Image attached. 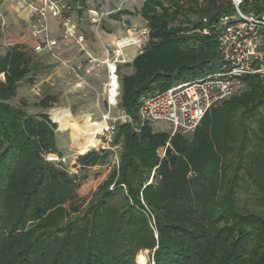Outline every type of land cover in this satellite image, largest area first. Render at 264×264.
I'll return each mask as SVG.
<instances>
[{
    "label": "trees",
    "instance_id": "16d2710c",
    "mask_svg": "<svg viewBox=\"0 0 264 264\" xmlns=\"http://www.w3.org/2000/svg\"><path fill=\"white\" fill-rule=\"evenodd\" d=\"M244 8L264 14V0ZM233 10L230 0H146L148 45L120 65L130 74L118 67V109L135 116L143 97L217 72V37L203 30ZM27 51L0 58V264H136L145 251L154 264H264V76L247 75L192 135L119 125V170L88 197L78 174L47 160L62 156L59 120L10 104L31 73ZM109 159L93 150L77 163Z\"/></svg>",
    "mask_w": 264,
    "mask_h": 264
},
{
    "label": "built area",
    "instance_id": "2783aa9c",
    "mask_svg": "<svg viewBox=\"0 0 264 264\" xmlns=\"http://www.w3.org/2000/svg\"><path fill=\"white\" fill-rule=\"evenodd\" d=\"M234 8L233 13L222 16L209 28H205V35L215 34L223 65L214 73L205 77L177 84L165 92L148 95L142 98L138 113L133 116L124 110H119L116 116L112 109L118 108L121 96V86L118 76V67L128 63L125 49L138 46L139 39L130 36L120 41L114 49L108 50V82L106 85L108 112L103 116L106 127L96 135L97 146L89 148L108 150L110 163L97 165L93 169L119 170L122 144H114V138L119 125H126L133 132H140L146 125L167 123L171 126L170 137L176 135H192L213 108L226 100L238 95L245 88L244 79L247 75L264 76V14L242 11L246 0H230ZM30 8L29 28L33 37L38 40L34 47L36 53L51 52L60 40L70 41L82 47L86 41L84 34L78 32L74 24L72 7L64 0H28ZM106 4L89 8L81 21L86 22L95 30L101 29L103 23L114 13ZM54 19L62 28L61 38H49V21ZM207 23V20H204ZM8 20L0 0V32L8 30ZM98 60L90 58L88 65H78L73 72L80 78V73L90 74L95 70ZM0 79L5 80L4 74ZM96 124V123H93ZM84 137L79 140L84 142ZM86 152V153H87ZM47 160L52 163L63 164L72 173H77L80 166L77 157L70 159L65 156L49 155Z\"/></svg>",
    "mask_w": 264,
    "mask_h": 264
},
{
    "label": "rangeland",
    "instance_id": "374dc122",
    "mask_svg": "<svg viewBox=\"0 0 264 264\" xmlns=\"http://www.w3.org/2000/svg\"><path fill=\"white\" fill-rule=\"evenodd\" d=\"M19 1L28 2V0ZM65 1L72 7L73 17H78L80 11L78 7H82L81 0ZM101 4L99 1H95L90 3V6L96 7ZM242 11L246 14L251 13L244 7ZM137 17L141 23L137 21L136 24L126 22L122 28L133 29L131 36L140 40L137 46L140 54L148 45L149 39L146 23L142 21L141 16L138 14L134 19L136 20ZM27 53L31 58V73L20 83L17 95L10 104L17 108H23L29 115L47 113L53 123H56L53 120L56 117L61 123L59 125L56 123L57 132L59 133L56 137L58 150L62 156L68 157L71 162L73 158L85 154L89 148L97 146L99 143L95 137L98 134L97 130L104 125L103 116L108 109L106 87L104 86V83L108 82L106 79L109 77L106 63L108 57L104 61H99L96 58L98 60L96 65L99 66L95 67V70L90 74L79 72L82 78L80 79L72 70L75 67L68 63L62 66L60 60L55 56L38 54L30 50ZM126 59L127 64H130L129 59L127 57ZM89 60L82 62L81 65H88ZM119 69V76L131 73L128 67L119 66ZM45 99H48V109L44 106ZM65 110L71 111L72 114L66 112L68 114L66 115L63 113ZM118 112V108L112 109L113 116H116ZM90 116L93 117L94 122H97L96 124L90 122ZM84 120L85 123L81 126ZM153 130L157 133H170L172 128L167 123H157L153 125ZM83 137L85 141L80 143L79 140ZM92 150L100 149L92 148ZM164 156L165 149L162 148L160 157L163 158ZM110 161L109 159L108 164ZM77 171L79 182L82 184L85 194L90 197L94 190L109 177L113 169L109 171V168L106 167V169L91 168L88 170L77 169ZM140 254L147 257L148 264H154L148 251ZM138 256L136 264H138Z\"/></svg>",
    "mask_w": 264,
    "mask_h": 264
},
{
    "label": "crops",
    "instance_id": "0c3cea01",
    "mask_svg": "<svg viewBox=\"0 0 264 264\" xmlns=\"http://www.w3.org/2000/svg\"><path fill=\"white\" fill-rule=\"evenodd\" d=\"M2 1L9 27L6 33L3 34L0 32V58L4 57L9 50L16 46H22L28 51H34V47L38 43V40L33 37L29 28L31 13L28 3L19 0ZM95 1L107 4L112 11L119 8L121 10L111 15L103 23V27L98 31L86 22L80 21L82 16L85 15V11L82 12V14L78 12L77 16L79 20L78 17L75 16L74 24L78 32L84 34L86 38L83 46H78L73 40H60L59 44L54 47L51 52L45 51L38 54L55 56L60 60L62 66L68 63L71 64L72 67H77L90 58H98L99 61H104L108 57V50L114 49L120 41L128 39L133 34V29H123L122 27L125 26L126 22L133 24H136V21L140 22L138 17L136 20L134 18L137 14L141 16L140 11L146 0H87L88 7L91 8L92 5L90 6V3H94ZM140 18L146 23L142 17ZM49 28V38L51 40H59L62 34V28L59 22L51 19L49 21ZM125 55L129 59V62L132 63L139 55V48L137 46L128 47L125 49ZM106 85L107 82L104 83L105 87ZM66 112L71 113V111L67 110L63 113L66 114ZM107 112L108 109L106 110V113ZM84 116L86 117L87 115ZM89 120L92 123H97L93 121L92 116L89 117ZM84 123L85 120L81 126H83Z\"/></svg>",
    "mask_w": 264,
    "mask_h": 264
},
{
    "label": "bare ground",
    "instance_id": "6f19581e",
    "mask_svg": "<svg viewBox=\"0 0 264 264\" xmlns=\"http://www.w3.org/2000/svg\"><path fill=\"white\" fill-rule=\"evenodd\" d=\"M103 124L104 125L97 130V133L101 132L106 127L105 122ZM138 264H148V259L144 254L138 256Z\"/></svg>",
    "mask_w": 264,
    "mask_h": 264
}]
</instances>
